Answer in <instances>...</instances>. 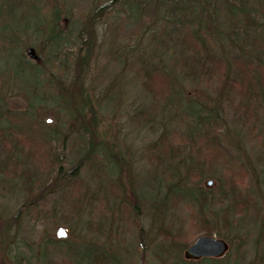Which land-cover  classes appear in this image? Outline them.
<instances>
[{"label": "trees", "instance_id": "16d2710c", "mask_svg": "<svg viewBox=\"0 0 264 264\" xmlns=\"http://www.w3.org/2000/svg\"><path fill=\"white\" fill-rule=\"evenodd\" d=\"M250 1L210 0L203 3L205 5L201 6L200 11L193 12L189 9V1L186 0H151L154 2L153 11H155L153 30H149L150 23L147 24L148 30L145 33L140 31L132 45L128 44L116 49L117 55L119 54L124 60H131L133 64L134 59L138 62L144 57V48L153 38L160 40L161 36L167 37L172 43L179 45V51L184 55L180 58V63L185 66V69L187 68L191 73L196 70L205 74L206 79L213 83V95L209 97L212 105L206 108L205 114L194 118L184 110L183 87L176 81L172 69L164 70L157 66L140 68L134 65L135 75L140 78L138 80L140 86L152 98L150 109L160 114L162 112L167 114L165 116L164 113L161 114L163 117L161 129L148 145L154 149H161L162 156L183 150L186 157L182 161L185 162L188 159L183 173L174 165H172L173 172L167 170L164 173L167 183L163 202L157 205L154 203L155 207L151 206L155 210L152 217L155 216L158 219L156 232L162 235V239L170 240L173 245L176 244L177 249H184L198 234L214 235L229 242L227 253L217 259L213 257L184 259L183 253L176 252L173 257L174 264H240L238 255L242 252L239 248L245 239L242 234L237 235L236 239L239 241L235 248L230 245L231 240L225 234L230 230L232 218L246 215L248 211L258 217L256 229L250 236L253 253L248 264H264V204L260 205L251 193L249 185L251 176L240 155L236 152L231 154L220 142V132L223 128L220 124L223 119L221 112L223 107L229 104L232 110L238 113L240 123L247 126L254 148L259 150L256 159H263L264 164V59L261 57L264 55V37L259 34L260 27L264 28V17L260 13L262 7L258 1H255L257 8ZM126 2L129 4L131 0H104L103 2L90 0L88 9L82 14L79 45L73 52L70 62L63 65V69L69 72L68 82L63 80L61 74H53L44 66V56L48 52V47L58 41L61 32L60 24L64 20L60 16L58 6H52L47 31L44 32L45 40L38 46L35 45L36 47H29L32 50V56L27 55L28 52L21 47L22 43L15 45L16 49L21 47V54L26 60L36 62L37 67L46 72L39 80L34 77L29 79V83H32L34 88L31 92L39 99L53 98L57 101L60 110L67 114V125L63 132L59 127L48 129L47 124L41 125L36 121H32L31 126L8 127L6 133L0 128V143L6 151L12 147L8 143L10 138L21 146L19 148L21 154L26 155L29 162L35 164L40 172L46 174L51 172L53 175L45 182V186H42L37 180L31 179L29 172L21 168L14 156L8 154L1 160V173L12 178L15 175L22 177L24 188L27 191L33 189V193L35 192V196L22 203L15 217H11L10 220L16 222V218L20 216L33 218L35 221L41 220L45 215L42 206H44L43 200L46 199V193L57 192L61 197L57 210L59 217L63 218L62 222L66 224L70 220L76 224L82 222V225L88 228L99 226L98 219L105 213L101 212L105 211L101 205L103 198L92 191L88 192V186L83 183L77 170L81 161L89 165L87 161L91 160L95 163L101 162L103 168L101 172L104 174L111 171L113 167L121 168L124 165L126 184L116 180L108 181L107 189L117 198L120 219L135 221L133 216L137 214L135 210L137 194L132 186V173L129 171L128 163L116 156L107 142L104 145L107 148L106 156L100 153L97 149V141L94 142L92 139L95 133L91 130V126L94 127L99 121L96 117L98 107L107 100L106 98H109L110 90L117 91V86L120 89L122 84L119 82L122 80L118 77V72L113 80L111 79L98 92H94V84L90 86L85 84L86 74L93 60L97 20L107 17L113 9L122 4L126 5ZM170 21H179L180 24L169 28ZM219 39L226 41V47L236 53L227 56L228 52L222 51ZM1 41V45H6V42L9 43L10 40L2 39ZM253 47L257 49L258 55L255 54ZM217 49L220 55H216ZM9 75L0 78V85L8 86L12 83L13 87L16 86ZM17 80L22 82L24 78L18 76ZM0 114L5 115L7 120H13L6 110L0 109ZM175 123H179V126H175ZM168 124L173 125L172 128L168 129ZM78 129L89 136V145L85 149L86 155L76 159L64 171L63 159L53 160L50 154L53 137L58 133L68 135ZM181 147L184 149H180ZM148 158L158 162L162 160L157 152H149ZM192 162L198 165L194 167L195 170H190L188 165ZM187 176L191 180L210 176L215 178V184L212 188H201L196 184L186 185L184 177ZM118 179H120L119 176ZM125 191L132 194V200ZM165 201L170 206V215L166 220L164 219ZM86 206L90 207L87 209ZM84 209L89 210V215L94 210L93 214L98 219L91 221L92 214L85 215ZM54 221L53 217L49 223L53 225ZM138 233L143 240L145 234H141L140 230ZM64 241L66 239L56 238L54 234L48 233L41 244L47 255H53L55 252L63 255V252L70 249L64 245ZM104 252L106 253L102 250L91 252L90 264H109L108 258L103 256ZM59 259V263H71L68 259Z\"/></svg>", "mask_w": 264, "mask_h": 264}, {"label": "rangeland", "instance_id": "374dc122", "mask_svg": "<svg viewBox=\"0 0 264 264\" xmlns=\"http://www.w3.org/2000/svg\"><path fill=\"white\" fill-rule=\"evenodd\" d=\"M103 1L99 0V2ZM186 1H189V9L194 12L200 11L201 6L205 5L203 3L210 0ZM255 1H250L254 7H256ZM257 1L262 7L260 13L264 17V0ZM89 2L90 0H0V78L11 74L9 76L13 78L16 85L14 87L12 83L8 86L0 85V109L6 110L13 119L7 120L5 115L0 114V128L4 133L8 127L31 126L32 121L41 125L47 124L48 129L59 127L62 132L64 131L67 125V114L60 110L59 103L53 98L39 99L31 92L34 88H32L33 84L29 83V79L34 77L39 80L46 72L37 67L36 62L26 60L21 54V47L28 52L29 47H36L45 40L43 39L44 32L47 31L52 6H58L60 16L64 20L60 24L61 32L58 41L48 47V52L44 56V66L53 74H61L63 80L68 82L69 72L63 69V65L70 62L73 52L79 45L82 14L88 9ZM153 3L151 0H131L129 4L126 2V5L122 4L113 9L107 17L100 21L97 20L93 60L90 62V69L85 78L87 86L94 84V92L103 89L118 72V77L122 80L119 82L122 84L120 89L117 86V91L110 90L109 98H106L107 100L98 107L96 117L99 121L94 127L91 126V130L95 133L92 139L94 142L97 141L96 145L100 153L106 156L107 148L104 145L107 142L111 150L115 151L116 156L128 163L129 171L132 173V186L137 194L135 206L137 214L133 216L135 221L120 219L117 198L107 189L108 181L116 180L126 184L124 165L121 168L113 167L106 174L101 172L103 168L99 161L96 163L91 160L87 161L89 165L81 161L77 167L81 180L88 186V192L92 191L103 198L101 205L105 211L101 212L105 213L98 219L93 214L94 210L90 212L91 221L98 219L99 226L89 228L82 225V222L78 224L72 220L67 224L62 222L63 218L59 217L57 210L61 197L57 192L46 193V199L43 200L44 206H42L45 215L42 213L44 218L41 220L35 221L27 216L16 218V222L10 220L11 217H15L22 203L35 196V192L33 193V189L27 191L24 188L22 177L15 175L12 178L0 171V228H3L0 229V264H55V262L58 264L59 258L68 259L71 262L69 264H90L91 252L101 250L106 251L103 256L108 258L109 264H174L173 257L176 252L182 254L181 251L184 249H177L176 244L173 245L170 240L162 239V235L156 232L158 219L155 216L152 217L155 210L151 206L153 207L154 203L157 205L163 202L167 183L164 173L167 170L173 172L172 165L183 173L186 170L185 163L188 159L185 162L182 161L186 157L183 150L162 156L161 149H154L148 145L161 129V121H163L161 114L164 113V116L167 114L166 112L160 114L150 109L152 98L140 86L138 82L140 78L135 75L134 70L135 66L172 69L176 81L183 87L184 110L194 118L205 114L206 108L212 105L209 97L213 95V83L206 79L205 74L196 70L192 73L188 72L189 70L180 63V58L184 55L179 51V45L172 43L167 37L161 36L160 40L153 38L144 48V57L138 62L134 59L133 64L131 60H124L116 54L118 47L132 45L140 31L145 33L148 29L153 30L155 27ZM147 24H149L148 29ZM179 24V21H170L169 28H174ZM259 34L264 37L263 27H260ZM2 39L10 40L8 41L10 44L6 42V45H1ZM17 43H22V45L16 49ZM220 45H222L223 52H228L227 56L236 53L226 47V41L220 40ZM252 49L255 50V54L258 53L255 47ZM215 53L216 55L221 54L218 49ZM261 57L264 59V55ZM18 76H23L24 81L17 80ZM221 114H223V119L220 124L223 128L220 132V142L228 148L231 154L236 152L240 155L251 176L249 180L251 193L258 203L263 205L264 164L263 159H256L259 150L254 148L255 145L252 142V136L248 134L247 126L240 123L239 115L232 110L231 105L226 104ZM172 126L168 124V129ZM175 126H179V123H175ZM88 138V134H83L81 129L68 135L58 133L53 137V144L50 147L51 157L53 160L63 159L65 171L76 159L86 155L85 149L89 145ZM8 143L12 147L7 151L0 143V162L8 154L14 156L21 168L29 172L33 181L35 179L45 186V182L53 177L52 173L40 172L35 164L29 162L26 155L21 154L19 144L14 143V140L10 138ZM149 152H157L162 160L158 162L155 159H149ZM188 165L190 170H195L194 167L198 166L195 162L188 163ZM118 176L121 180H117ZM184 179L186 185L196 184L201 188H212L215 184V178L210 176L192 180L187 176ZM208 180L211 182L207 185ZM125 192L132 200V194ZM89 207L86 206L87 209ZM87 209H84L83 213L88 216L89 210ZM169 209L170 206L165 201V220L170 215ZM53 217L55 221L51 225L49 221ZM257 218L250 211L246 215L235 216L232 218L230 230L225 234L231 240L230 245L235 248L239 241L236 239L237 235L242 234L245 239L239 248L242 252L238 255L240 264H248L252 256L250 236L256 229ZM57 226L67 227V236L64 238L66 241L63 243L70 249L63 252V255H58L59 252L47 255L41 243L44 242V237L47 238L48 233L54 234ZM138 230L141 234H145L143 240L140 239ZM227 244L229 245V242Z\"/></svg>", "mask_w": 264, "mask_h": 264}, {"label": "water", "instance_id": "95a60500", "mask_svg": "<svg viewBox=\"0 0 264 264\" xmlns=\"http://www.w3.org/2000/svg\"><path fill=\"white\" fill-rule=\"evenodd\" d=\"M31 53L32 50H29L27 55H31ZM210 182L211 180H208L206 181V184L208 185ZM67 231V227L57 226L56 231H54V235L56 238H65ZM227 243L228 242L221 237L199 234L184 248V250H182V253L184 259L190 258L196 260L200 257H213L217 259V257L227 253Z\"/></svg>", "mask_w": 264, "mask_h": 264}]
</instances>
